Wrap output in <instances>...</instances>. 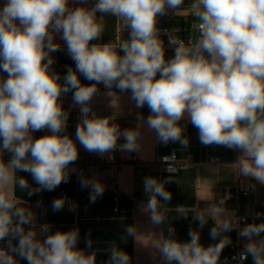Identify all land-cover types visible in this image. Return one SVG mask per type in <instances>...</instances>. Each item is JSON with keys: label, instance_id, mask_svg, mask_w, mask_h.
I'll return each mask as SVG.
<instances>
[{"label": "clouds", "instance_id": "1", "mask_svg": "<svg viewBox=\"0 0 264 264\" xmlns=\"http://www.w3.org/2000/svg\"><path fill=\"white\" fill-rule=\"evenodd\" d=\"M185 2L94 0L89 5L88 0H4L0 6V241H6L7 247L0 245V264H19L18 257L27 264H96L95 251L76 247L78 229L53 232L48 224L37 227L34 213L17 196V189L28 196L52 191L76 171L70 165L78 159V148L65 134L69 112L61 100L70 91L82 115L76 140L88 152L104 156L117 148L121 136L125 140L121 150L140 149L139 128L121 131L113 122L115 114L101 117L91 110L97 86L109 90L115 86L130 91L137 108L147 105L150 115L144 122L158 142H178L187 148L189 140L179 123L187 117L202 145L238 150L240 155L229 167L264 185V0H188L184 7ZM169 11L187 12L194 35L185 40L163 30L174 48V55L166 58L158 19ZM107 17L114 18L126 36L118 34L103 42ZM57 35L75 62L62 82L52 67L51 54L61 49ZM80 75L93 83L82 84ZM109 95L117 106L118 98L111 91ZM42 130L50 134L35 138L33 134ZM5 153L10 160L3 159ZM21 172L29 173L38 187H31ZM171 182L144 178L148 201L141 208L153 225L167 219L171 193L165 184ZM80 183L82 188L90 187L91 202L105 191L99 180L83 174ZM229 198L213 201L212 195L206 208L175 209L185 217L193 213L200 228L211 217L215 226L210 238H219L217 243L202 245L200 232L191 229L190 241L181 242L169 227L167 236L161 232L144 237L147 245L164 264H220L224 248L231 244L223 234L239 229V237L246 240L239 260L251 256L253 264H264V221L240 228L246 218L226 209ZM64 204V198L54 200L53 210ZM126 232L138 241L142 237L135 226ZM92 244L88 238L86 247ZM108 251V264H131L129 254L117 245Z\"/></svg>", "mask_w": 264, "mask_h": 264}, {"label": "crops", "instance_id": "2", "mask_svg": "<svg viewBox=\"0 0 264 264\" xmlns=\"http://www.w3.org/2000/svg\"><path fill=\"white\" fill-rule=\"evenodd\" d=\"M94 0H88L91 5ZM4 0H0L2 6ZM188 0L185 2L187 7ZM76 6V5H72ZM98 15H100L98 13ZM192 17L187 12L167 15L158 19L160 29H171L178 37L188 38L194 35L191 29ZM122 29L116 31V21L112 17L106 18V29L102 37L103 42L114 40ZM55 42L61 45V49L51 55L54 58L53 69L61 76L67 70H63L64 64H73V60L67 53L65 42L56 36ZM166 58L174 55V49L165 52ZM6 75V74H3ZM82 84L88 85L93 83L86 80L80 75ZM158 78V77H157ZM98 92L90 102V106L97 110L98 116H112L115 114L120 129H137L141 132L140 149L136 151V161L131 162L127 155H120L117 163L122 166L120 171L115 169L109 171L106 175H101L98 166L103 162V156L98 153L88 152L76 140L74 130V117L69 113L67 128L65 134L69 135L76 143L78 153L83 157L85 163L86 178H95L105 187L102 196L97 197L95 202L90 201L89 188H82L80 178L74 182L61 183L52 191L42 190L32 196L26 192L17 189V196L24 202L36 217V226L48 224L51 231H69L74 228L79 230V241L76 245L79 249L86 252H96V264H108L109 251L112 244L117 245L131 257V264H164L155 250L149 245L148 239L144 238L150 234L159 236L161 232L168 235V228L175 229V239L181 242L190 241L189 231L196 230L200 232V243L204 246L217 243V240L210 238V229L215 226V221L209 217L207 224L199 227V222L193 219V213L189 212L187 216H182L175 209L178 206L206 208L212 198L213 201H219L226 194L235 193L237 190L247 191L248 197L240 196L236 200H226L225 207L230 212H234L237 217H245L250 223H260L264 221V185H260L251 178L241 177L235 174L234 170L229 167L236 161L240 152L238 150L228 149L224 146H204L200 143L198 130L191 124L186 117L179 123L184 126L183 135L188 138L189 145L187 148L182 147L178 142H169L167 145L158 142L154 130H150L146 121L150 115L147 105L137 108L135 102L130 99L131 92H121L115 86L112 89H106L103 84L97 86ZM74 91V90H73ZM115 94L117 106H113V96ZM66 103L73 101V92L70 91L61 97ZM50 134L47 130L35 132V138ZM175 153L178 160L186 164V168L176 175L164 174L159 165L160 156ZM3 159H11L10 154L5 153ZM212 160H215L214 162ZM26 177L31 187L36 188L38 185L32 179L29 173H18ZM115 176L118 180L117 190L119 192L117 200L118 212H113L112 192L105 186L107 179ZM154 177L160 181L171 179L172 182L165 184L167 191L171 193V200L166 206L169 211L167 219L159 226L150 222L149 214L144 212L141 205H146L148 196L144 192L143 181L145 177ZM255 185V187H251ZM59 198L65 199L64 207L59 211H54L53 201ZM75 199L78 207L77 211H71L68 208L67 200ZM162 203H164L162 201ZM261 213L259 219L256 214ZM135 226L137 233L142 236L140 241L136 240L126 232V228ZM90 234V236H89ZM233 243L236 239V232L232 230L224 233ZM91 238L92 247H86V240ZM246 240L241 242L243 247ZM230 245V244H229ZM229 245L226 246L221 254H229ZM19 264H27L23 259L17 258ZM244 264H253L252 257L249 256Z\"/></svg>", "mask_w": 264, "mask_h": 264}, {"label": "built area", "instance_id": "3", "mask_svg": "<svg viewBox=\"0 0 264 264\" xmlns=\"http://www.w3.org/2000/svg\"><path fill=\"white\" fill-rule=\"evenodd\" d=\"M165 29H167V28L161 29L162 30L161 31V38L164 41V48H165V52H166V51L172 50L174 48L168 44V36L163 33V30H165ZM167 30H169V32L172 31L173 34L175 33L171 29H167ZM116 31H118L117 23H116ZM179 38H182L185 40L188 39V38H183V37H179ZM68 67H72L74 69L75 68V62L73 61L72 65L64 64L62 68H63V70H67ZM62 105L66 111H68L69 113H71L73 115V117H74V130L76 133V127L82 119V115L80 113L79 106H77L74 103V101H72L70 103H66L63 100H62ZM91 110H92V112H94L98 116L97 110L95 108L91 107ZM124 143H125V140L121 136L117 141V148L114 151L107 153L103 156V162L98 166V171L101 175H106L109 171H111L113 169H115L117 171H120L122 169V166L117 163V158L120 155H127L130 158L131 162L136 161V151L135 152H128V151H123L120 149L119 145H122ZM212 161L214 162L215 160H212ZM158 165H159L161 171L167 175H176L180 171H182L186 168V164L181 162L180 160H178L175 153H169V154L160 156L158 158ZM85 167L86 166H85L83 157L78 153V159L74 162V164L70 165V168H75L76 171L70 173V176H69L67 182H62V183H68V182H74L75 183L81 177V174H83V176H84ZM170 168H174L175 171L170 172L169 171ZM117 184H118V180L115 176H110L107 179V182L105 184V186L112 192V202H113V212L114 213L118 212L117 200H118L119 192L117 190ZM226 195H228L230 197L229 199H227L228 201L229 200H236L237 201L240 196L248 197L249 193L247 191L237 190L235 193L226 194ZM67 204H68L69 210L74 211V212L77 211L78 204H77V201L75 199H68ZM73 205L75 206L74 208H73ZM245 223H250V222H248L247 218L245 221H241L240 228H243ZM238 231H239V229L235 230L236 239L233 243H231L229 245V248H228L229 254L220 257V264H244L247 261V260H245V261L241 262L239 260V254L243 250V247L241 246V242L244 241L245 239L239 237ZM13 243H16V241L14 240ZM0 245L7 247L6 241H0ZM234 257H236V258L234 259Z\"/></svg>", "mask_w": 264, "mask_h": 264}]
</instances>
